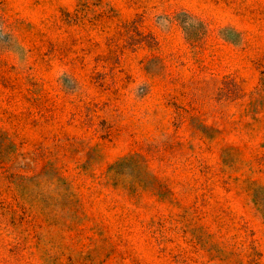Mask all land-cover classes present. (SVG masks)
Instances as JSON below:
<instances>
[{"label": "rangeland", "instance_id": "rangeland-1", "mask_svg": "<svg viewBox=\"0 0 264 264\" xmlns=\"http://www.w3.org/2000/svg\"><path fill=\"white\" fill-rule=\"evenodd\" d=\"M0 264H264V0H0Z\"/></svg>", "mask_w": 264, "mask_h": 264}]
</instances>
